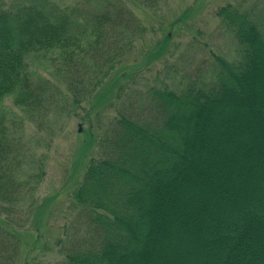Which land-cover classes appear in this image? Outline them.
I'll list each match as a JSON object with an SVG mask.
<instances>
[{
  "label": "trees",
  "instance_id": "16d2710c",
  "mask_svg": "<svg viewBox=\"0 0 264 264\" xmlns=\"http://www.w3.org/2000/svg\"><path fill=\"white\" fill-rule=\"evenodd\" d=\"M134 1L155 10L162 0ZM123 2L0 0V264H29L22 236L43 208L45 157L31 151L26 127L51 138L78 110L110 102L132 74L147 30ZM256 7L244 0L216 10L229 58L210 52L182 85L119 98L56 239L62 264H264V12ZM162 40L161 49L169 34Z\"/></svg>",
  "mask_w": 264,
  "mask_h": 264
},
{
  "label": "rangeland",
  "instance_id": "374dc122",
  "mask_svg": "<svg viewBox=\"0 0 264 264\" xmlns=\"http://www.w3.org/2000/svg\"><path fill=\"white\" fill-rule=\"evenodd\" d=\"M120 1L147 30L130 56V77L119 81L109 95L110 102L89 113L85 108L78 110L51 138L31 126L24 130L31 151L45 157V177L38 192L43 208L39 215L34 214L30 233L22 236V258L29 264H62L56 239L63 237L64 227L76 211L73 191L88 162L97 155L99 138L107 122L117 115L121 101L129 102L152 86L182 85L183 77L193 75L210 52L229 58L233 45L215 13L220 6L244 0H162L155 10L134 0ZM257 2L256 10L263 13L264 0ZM167 33L170 40L161 49L158 43Z\"/></svg>",
  "mask_w": 264,
  "mask_h": 264
}]
</instances>
